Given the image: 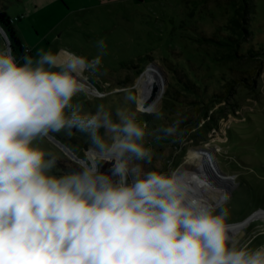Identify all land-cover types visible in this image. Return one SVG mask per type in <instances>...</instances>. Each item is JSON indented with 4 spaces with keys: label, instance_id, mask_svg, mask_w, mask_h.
Returning <instances> with one entry per match:
<instances>
[{
    "label": "clouds",
    "instance_id": "obj_1",
    "mask_svg": "<svg viewBox=\"0 0 264 264\" xmlns=\"http://www.w3.org/2000/svg\"><path fill=\"white\" fill-rule=\"evenodd\" d=\"M96 47L91 58L0 47V264H264V241L253 243L264 224L247 238L234 229L230 194L206 175L199 150L152 166L131 90L115 109L74 102L93 98L89 78L107 45ZM162 131L177 136L178 122ZM74 132L87 147L62 152L56 139Z\"/></svg>",
    "mask_w": 264,
    "mask_h": 264
},
{
    "label": "rangeland",
    "instance_id": "obj_2",
    "mask_svg": "<svg viewBox=\"0 0 264 264\" xmlns=\"http://www.w3.org/2000/svg\"><path fill=\"white\" fill-rule=\"evenodd\" d=\"M0 10L25 37L23 56L68 48L91 58L104 40L102 66L88 83L93 98L74 102L85 111L100 103L115 109L129 90L138 103L141 95L152 166L178 164L189 149L209 154L203 170L216 171L214 161L223 173L225 180L211 181L230 194L232 224L253 216L238 230L244 238L264 224L256 216L264 210V0H0ZM150 66L158 98L139 83ZM177 122V136L163 133ZM56 140L64 153L87 147L79 132Z\"/></svg>",
    "mask_w": 264,
    "mask_h": 264
},
{
    "label": "trees",
    "instance_id": "obj_3",
    "mask_svg": "<svg viewBox=\"0 0 264 264\" xmlns=\"http://www.w3.org/2000/svg\"><path fill=\"white\" fill-rule=\"evenodd\" d=\"M0 26L9 38L13 52L20 57L24 53V46L17 35L12 18L2 10H0Z\"/></svg>",
    "mask_w": 264,
    "mask_h": 264
},
{
    "label": "water",
    "instance_id": "obj_4",
    "mask_svg": "<svg viewBox=\"0 0 264 264\" xmlns=\"http://www.w3.org/2000/svg\"><path fill=\"white\" fill-rule=\"evenodd\" d=\"M0 33L4 36V38H5V40H6V42H7V45H10L11 46V43H10V40H9V38L7 37V35H6V33H5V31L2 29V27L0 26ZM158 77V76H157ZM153 89H154V92H153V98H158L159 97V95L157 94V90L159 89V86H158V84L157 83H155L153 86ZM56 143L57 144H60V142H58L57 140H56ZM61 145V144H60ZM206 167H207V172H206V175H208V177L211 179V180H213L214 179V181L216 180V181H218V183L222 180H225V178L223 177L222 178V176H223V173L222 172H220L219 170H218V173L215 171V170H212L211 169V167H208L207 165H205ZM213 178V179H212ZM213 182V181H212ZM252 217L253 216H251V217H248L244 222H248V221H250L251 219H252Z\"/></svg>",
    "mask_w": 264,
    "mask_h": 264
},
{
    "label": "bare ground",
    "instance_id": "obj_5",
    "mask_svg": "<svg viewBox=\"0 0 264 264\" xmlns=\"http://www.w3.org/2000/svg\"><path fill=\"white\" fill-rule=\"evenodd\" d=\"M156 71H154V72H152L151 74H149V73H147V77L146 76H144V77H142V79L140 80V84L142 85L143 84V82L145 81V80H148V79H151V80H155L156 79V76H155V73ZM156 81H157V83L158 82H160L158 79L157 80H155V83H156ZM159 85V84H158ZM159 90V89H158ZM142 91H143V88H140V92H141V94H142ZM141 95L139 96V104L140 105H142L143 106V102H144V100H145V98H142L141 99ZM148 108V110L149 111H152V107L150 106V107H147ZM208 156H210L209 154L207 155H204L203 154V160H207V157ZM211 157V156H210ZM211 161H213V159L211 158ZM213 164H214V166H215V169H216V171L218 172V169H217V167H216V165H215V162L213 161ZM209 165V164H208ZM210 167V166H209ZM256 216H258V217H263L264 218V210L263 211H260V212H258V213H256ZM246 222H242V223H236V224H233V227H234V229L235 230H239L242 226H243V224H245Z\"/></svg>",
    "mask_w": 264,
    "mask_h": 264
},
{
    "label": "snow or ice",
    "instance_id": "obj_6",
    "mask_svg": "<svg viewBox=\"0 0 264 264\" xmlns=\"http://www.w3.org/2000/svg\"><path fill=\"white\" fill-rule=\"evenodd\" d=\"M153 72V69L151 68V66H150V68H149V74H151ZM153 80H151V79H148V80H145L144 82H143V87H144V95H149V92H148V89L150 88V87H152V84H153ZM145 108L147 109V105H145ZM204 172L206 173L207 172V167H205L204 168Z\"/></svg>",
    "mask_w": 264,
    "mask_h": 264
},
{
    "label": "crops",
    "instance_id": "obj_7",
    "mask_svg": "<svg viewBox=\"0 0 264 264\" xmlns=\"http://www.w3.org/2000/svg\"><path fill=\"white\" fill-rule=\"evenodd\" d=\"M54 2L56 3H59V0H54ZM62 6H64L63 4H61ZM62 8V7H61ZM16 30H17V28H16ZM17 32V35H18V37H19V39H20V41H21V43L23 42V40H24V38L25 37H21L20 36V34L18 33V31H16ZM36 40H32V44H35L34 42H35ZM33 46V45H32ZM32 56H34V54H32Z\"/></svg>",
    "mask_w": 264,
    "mask_h": 264
},
{
    "label": "flooded vegetation",
    "instance_id": "obj_8",
    "mask_svg": "<svg viewBox=\"0 0 264 264\" xmlns=\"http://www.w3.org/2000/svg\"><path fill=\"white\" fill-rule=\"evenodd\" d=\"M23 55H24V54H21V56H20V57H23Z\"/></svg>",
    "mask_w": 264,
    "mask_h": 264
}]
</instances>
